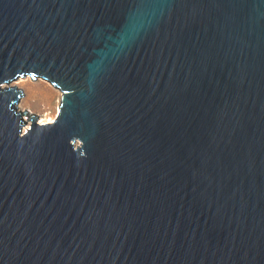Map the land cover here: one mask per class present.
<instances>
[{
    "label": "water",
    "instance_id": "obj_1",
    "mask_svg": "<svg viewBox=\"0 0 264 264\" xmlns=\"http://www.w3.org/2000/svg\"><path fill=\"white\" fill-rule=\"evenodd\" d=\"M0 264H264V0H0Z\"/></svg>",
    "mask_w": 264,
    "mask_h": 264
},
{
    "label": "rangeland",
    "instance_id": "obj_2",
    "mask_svg": "<svg viewBox=\"0 0 264 264\" xmlns=\"http://www.w3.org/2000/svg\"><path fill=\"white\" fill-rule=\"evenodd\" d=\"M14 85L19 86L24 92L20 100L21 110L29 109L35 113L39 117L40 123L55 120L59 111L61 94L52 84L43 79L34 81L30 77H26L16 80ZM39 90L44 95H39ZM28 121H30L29 118H27Z\"/></svg>",
    "mask_w": 264,
    "mask_h": 264
},
{
    "label": "bare ground",
    "instance_id": "obj_3",
    "mask_svg": "<svg viewBox=\"0 0 264 264\" xmlns=\"http://www.w3.org/2000/svg\"><path fill=\"white\" fill-rule=\"evenodd\" d=\"M25 78H26V77H25ZM20 79H21V78H20ZM36 81H38V80H36ZM47 82H48V81H47ZM14 83H15V82H13L12 85H14ZM7 86H8V85H5V87H7ZM45 87H46V86H45ZM56 89H57V88H56ZM57 90H58V89H57ZM59 92H60V90H59ZM39 93H40V94H39ZM38 94L41 95V96L44 95L43 92L41 93L40 90H39ZM60 94H61V92H60ZM18 108H19V109L22 108L21 105H20V103L18 104ZM53 121H54V120H53ZM40 122H41V121H40ZM45 123H46V122H45ZM30 125H31V123H30V121H28V122L26 123V126L24 127V131H25L27 128H29Z\"/></svg>",
    "mask_w": 264,
    "mask_h": 264
}]
</instances>
